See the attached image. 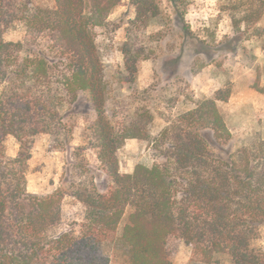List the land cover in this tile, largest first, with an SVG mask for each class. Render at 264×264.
<instances>
[{
    "label": "trees",
    "instance_id": "trees-1",
    "mask_svg": "<svg viewBox=\"0 0 264 264\" xmlns=\"http://www.w3.org/2000/svg\"><path fill=\"white\" fill-rule=\"evenodd\" d=\"M51 1L53 8L35 0H0V264H174L181 242L203 264H264V251L252 245L264 226V138L256 132L235 151L224 148L233 136L217 100L229 93L219 91L216 100H198L189 111L166 118L167 126L153 137L154 115L147 108L124 109L120 116L109 109L112 90L97 37L109 30L122 0ZM170 1L184 16L186 0ZM130 4L136 17L119 47L126 72L121 80L128 86L154 52L150 39L162 36L149 29L168 24L160 1ZM243 5L232 17L238 33L264 16V8L255 13ZM18 25L25 27L26 43L6 41L4 35ZM253 59L249 53L255 88L264 95ZM81 94L93 111L92 147L108 186L75 181L48 196L29 193L37 136H49L51 152L83 158L81 148L72 147L70 115ZM9 136L20 144L16 157L7 154ZM134 139L152 144L162 161L123 174L118 152ZM66 194L84 207V216L53 234Z\"/></svg>",
    "mask_w": 264,
    "mask_h": 264
},
{
    "label": "rangeland",
    "instance_id": "rangeland-1",
    "mask_svg": "<svg viewBox=\"0 0 264 264\" xmlns=\"http://www.w3.org/2000/svg\"><path fill=\"white\" fill-rule=\"evenodd\" d=\"M162 3L168 24L151 27L149 34L161 33V38L150 39L153 54L141 61L137 80L125 85L124 58L119 47L125 42L128 23L135 19V9L130 0H122L110 16L107 31H98L97 42L103 54L105 76L112 93L109 109L120 116L124 109L147 108L153 115L151 133L156 137L166 126V118H175L192 109L198 100L217 99L219 91L229 93L217 106L233 136L224 148L235 151L244 139L256 132L264 138V95L256 90L257 74L250 66L248 55L254 56L255 66L261 69V86H264V16L253 28L233 29L234 8L243 3L253 12L264 8L256 0H186L184 16L176 14L170 0ZM39 5L53 8L51 0H35ZM6 41L26 43L23 25L10 29ZM27 49V48H26ZM121 87H124L121 89ZM1 90V86H0ZM123 112V114L125 113ZM75 121L72 147L81 148L83 158L74 159L68 152H51L49 136L39 135L32 143V158L28 169V191L38 196H48L57 189L70 187L77 181L105 184L107 177L92 147L93 111L87 94H81L77 104L70 108ZM7 154L16 157L20 144L12 137L5 141ZM120 171L132 174L137 165L152 166L161 163L158 150L145 141L127 140L119 150ZM62 222L52 231L57 234L79 223L84 207L70 194L62 202ZM131 210L128 209L117 231L123 227ZM252 245L264 251V226ZM174 264H203L185 243L178 244ZM228 264V263H226Z\"/></svg>",
    "mask_w": 264,
    "mask_h": 264
}]
</instances>
